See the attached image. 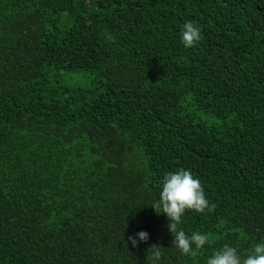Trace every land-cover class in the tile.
Listing matches in <instances>:
<instances>
[{
	"label": "trees",
	"instance_id": "1",
	"mask_svg": "<svg viewBox=\"0 0 264 264\" xmlns=\"http://www.w3.org/2000/svg\"><path fill=\"white\" fill-rule=\"evenodd\" d=\"M179 169L216 205L178 225L212 240L196 256L151 206ZM260 242L264 0H0V264H150L153 244L206 264Z\"/></svg>",
	"mask_w": 264,
	"mask_h": 264
},
{
	"label": "clouds",
	"instance_id": "2",
	"mask_svg": "<svg viewBox=\"0 0 264 264\" xmlns=\"http://www.w3.org/2000/svg\"><path fill=\"white\" fill-rule=\"evenodd\" d=\"M200 29L191 21L183 25L181 39L184 46L193 47L201 40ZM156 213H164L170 221L169 232L174 236L172 244L182 254L196 256L198 251L205 245H210L212 240L207 234L193 232L189 237L183 230H178V225L186 210L203 213L206 210L212 212L216 205L210 204L205 196L204 189L198 178H194L190 170L179 169L176 172L165 173L162 182V191L159 201L151 205ZM140 241H147L149 234L140 231L136 234ZM133 247L137 246V239L129 236ZM195 245V249H193ZM148 260L150 264H158L162 253L156 244L151 245ZM206 264H264V242L256 243L249 252L242 257L237 248L224 244L220 249L215 250L207 259Z\"/></svg>",
	"mask_w": 264,
	"mask_h": 264
}]
</instances>
